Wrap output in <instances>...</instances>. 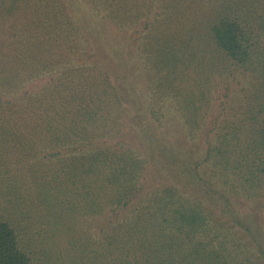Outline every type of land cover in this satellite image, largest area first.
Masks as SVG:
<instances>
[{"label":"trees","instance_id":"obj_1","mask_svg":"<svg viewBox=\"0 0 264 264\" xmlns=\"http://www.w3.org/2000/svg\"><path fill=\"white\" fill-rule=\"evenodd\" d=\"M258 21L264 0H0V264H264Z\"/></svg>","mask_w":264,"mask_h":264},{"label":"rangeland","instance_id":"obj_2","mask_svg":"<svg viewBox=\"0 0 264 264\" xmlns=\"http://www.w3.org/2000/svg\"><path fill=\"white\" fill-rule=\"evenodd\" d=\"M259 21L256 23V29H257V34H260V39L262 38V39H264V35H263V33H261V32H259ZM260 67V66H259ZM260 70V69H259ZM239 80L241 81L242 80V78L241 77H239ZM263 80H264V78H263ZM238 88H239V85H238V83H235V84H233V89H234V91H237L238 90ZM220 89V88H219ZM218 89V90H219ZM223 94H225V92H222V93H216L215 95V97H220V102H222V103H224V102H227V103H229L230 104V101L228 100V98H226V97H223L222 98V95ZM220 102H216L215 104H216V106L220 103ZM227 114H231L230 112H227ZM215 115H217V112H213V114H210V116L212 117V116H215ZM222 118H224V115L222 116ZM221 118V119H222ZM253 217L255 218V222L258 224V223H260V218H261V216L262 217H264L263 215H264V200L263 201H261V202H259L258 204H254V206H253ZM261 215V216H260ZM259 218V219H258ZM260 227H261V225H260ZM259 228H257L256 230L257 231H259L258 230ZM262 230V232L261 233H258L262 238H264V232H263V229H261Z\"/></svg>","mask_w":264,"mask_h":264}]
</instances>
